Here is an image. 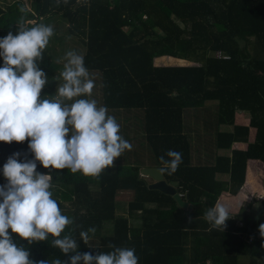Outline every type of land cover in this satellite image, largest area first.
Returning <instances> with one entry per match:
<instances>
[{
    "label": "trees",
    "instance_id": "obj_1",
    "mask_svg": "<svg viewBox=\"0 0 264 264\" xmlns=\"http://www.w3.org/2000/svg\"><path fill=\"white\" fill-rule=\"evenodd\" d=\"M21 8L19 1L0 4V19L6 18L0 26L7 27L0 30V38L15 35L17 25L26 20H34L33 26L47 18L63 21L67 35L81 45L85 67L99 73L101 106L141 110L151 165L163 167L159 158L168 159L170 149L182 153L177 171L162 174L190 209L149 189L138 165H113L93 178L69 169H45L37 162L38 172L51 174L50 191L62 214L74 220L61 236L71 234L81 253L93 255L112 251L109 244L134 248L138 264H264V237L258 234L264 201L255 215L246 212L251 204L242 206L223 230L204 219L223 192L236 195L242 188L249 158L264 164V0H33L32 12L24 8L22 13ZM161 57L191 64L156 65L154 60ZM38 65L43 70L41 61ZM43 93L50 96L49 90L42 89L41 97ZM206 102H216L217 126L232 127L215 131L217 149L246 143L250 128L254 141L248 150H232L230 157L191 165L184 112ZM237 111L249 113L247 126L234 123ZM16 152L21 160L33 158L27 140L0 142V185L7 183L3 165ZM217 174L228 178L218 180ZM123 191H131L132 199L126 216H119L116 197ZM105 223L111 224L110 230L101 234ZM91 227L96 231L89 233V240L97 238L96 244H84L79 233ZM12 235L35 264L68 260L51 246V238L28 244Z\"/></svg>",
    "mask_w": 264,
    "mask_h": 264
},
{
    "label": "clouds",
    "instance_id": "obj_2",
    "mask_svg": "<svg viewBox=\"0 0 264 264\" xmlns=\"http://www.w3.org/2000/svg\"><path fill=\"white\" fill-rule=\"evenodd\" d=\"M17 26L15 35L9 32L0 38V142L27 140L33 158L21 160V153L16 152L3 165L7 183L0 185V264H35L30 252L14 241L13 233L28 244L51 238V246L68 256L67 261L58 258L51 264H138L134 248L109 244L112 251L93 255L81 253L71 234L61 236L74 220L62 214L50 191L51 174L38 172L37 162L45 169H69L73 174L99 178L133 145L119 134L120 125L105 106H98L95 99L80 98L92 95L95 82L84 56L76 51L69 50L63 57V83L56 88L57 98L41 97L48 77L38 61L43 59L54 28L43 23ZM165 155L168 159L159 158L164 165L159 172L172 175L183 162L182 153L170 149ZM229 218V209L220 204L204 213L212 228L223 230ZM95 231L94 227L81 231L80 240L87 244L89 233ZM259 231L264 237V224Z\"/></svg>",
    "mask_w": 264,
    "mask_h": 264
},
{
    "label": "rangeland",
    "instance_id": "obj_3",
    "mask_svg": "<svg viewBox=\"0 0 264 264\" xmlns=\"http://www.w3.org/2000/svg\"><path fill=\"white\" fill-rule=\"evenodd\" d=\"M31 1L33 2V0H27L26 2L24 0L22 2L23 7L25 8L24 5L26 3V5L30 8ZM4 20H6L5 17L0 19V25L1 24L3 25ZM34 22H35L34 20H31L30 22L28 21L24 22V24L25 26H28V24L33 25ZM40 23H43L45 25H51L54 28V33H55L54 36L50 38L49 44L44 50L43 59L41 60V66L44 72L46 73V76L48 77V83L45 85L43 89L52 91V94L54 95L56 94L55 92L57 86L63 83V80L60 77V73L63 70L64 63L66 62L63 59L65 53L69 50H74L80 54V52H82V49L78 41L76 43L75 38L67 35V33L65 32V28H64L65 26L63 21L58 22L57 20L55 21L52 18H47L44 20V22H40ZM0 30L7 31V27L0 26ZM17 31L18 30H15L16 33ZM249 48L251 50V46ZM162 58L165 57H161L154 60L155 64L156 65H190L191 64V62L189 61L176 60V59H174V61L162 63L161 60H165ZM96 74L99 75L98 72H96ZM43 97L48 99L52 98L50 96L48 97L46 93H43ZM56 98L53 96L52 99H56ZM80 98H86V97H80ZM186 113H190V117L187 114V118H186L185 116ZM215 114H216V102H206L200 108L185 110L184 119H183L185 126L184 132L188 136L191 142V153L193 154V156L196 153L201 154L202 152L208 150L209 147L213 145L212 136L215 133V131L219 129L221 130V128L224 127L223 125H219V126L216 125L214 120ZM132 124L135 127L142 129V118L135 117L132 121ZM222 130H226V128L224 127ZM138 134L136 138L138 137ZM203 138L206 139L205 142L202 140ZM137 145L139 146L138 147L139 156H135L132 158V161H134L133 165L144 166L145 164L146 165L150 164L151 153L143 137L142 140L137 141ZM206 145L207 147H205ZM133 151H135L134 148ZM117 160L124 161V157H122V159H117ZM128 160L129 159H127V161ZM131 199H132L131 191H123L118 193L116 197V201H117V209L115 212L116 215L126 216L125 212L127 208V203ZM110 227H111L110 223H105L104 229L102 230L101 234L106 233L108 230H110ZM96 240L97 238L90 239L89 244L91 245L96 244Z\"/></svg>",
    "mask_w": 264,
    "mask_h": 264
},
{
    "label": "crops",
    "instance_id": "obj_4",
    "mask_svg": "<svg viewBox=\"0 0 264 264\" xmlns=\"http://www.w3.org/2000/svg\"><path fill=\"white\" fill-rule=\"evenodd\" d=\"M15 1H19L22 3L24 0H0V4L1 6H7ZM26 1L27 0H25V2ZM30 3H31L30 8L26 5V3L24 6L27 10L32 12V1ZM26 21L30 22L31 20H26ZM31 26L33 25L28 24V27ZM162 59H165V60H161L162 63L174 61V58L165 57ZM90 76L91 78H93L95 82V87L93 89L92 95L86 98L87 99L94 98L97 101L98 106H101L100 92H99V86H100L99 75L96 74V72H91ZM53 96L55 98L57 97L56 94L53 95L52 91H50V97L53 98ZM108 114L116 118L117 122L120 125L119 134L125 140L129 141L132 145H134L133 148L135 150L133 151V148L131 151L126 150L121 155V157L117 158V159H122V157H124V161H119L116 159L114 160L113 165H133L134 161H132V158L135 156H139V152H138L139 146L137 145V141L142 140L143 136H142V129L135 127L132 124V121L135 117L142 118V112L141 110H108ZM234 123L236 125L247 126L249 123V113L246 111H237L234 116ZM223 126L226 128V130H222L224 128L223 127L221 128V130L220 129L218 130L219 132H229L232 130V127L230 126H225V125ZM137 134L138 137L136 138ZM254 136H255V130L253 128H250L248 133V141L246 143H242V142L233 143L230 149H217L214 143L212 142L213 145H211L208 150L202 152L201 154L196 153L193 156V154L190 153V163L191 165L211 164L213 163L215 157L217 156L230 157L232 150H248L253 145ZM202 140L205 142L206 139L203 138ZM190 146H191V142H190ZM205 147H207V145ZM127 159L129 160L127 161ZM148 167H155V166H152L150 162V164L147 165L145 164L144 166H140V169L148 168ZM144 178L148 184H151L153 182L148 177H144ZM216 178L218 180H227L228 176L217 174ZM261 201H264V164L258 159L249 158L246 163L245 181L242 188L239 190V192L236 195H230L227 192H223L218 197L215 205L220 204L227 207L229 209V216L235 218L237 216L239 209L245 204H251V207L246 209L247 214L252 213L255 215L259 211V207H260L259 205ZM238 226H241V222H238Z\"/></svg>",
    "mask_w": 264,
    "mask_h": 264
},
{
    "label": "water",
    "instance_id": "obj_5",
    "mask_svg": "<svg viewBox=\"0 0 264 264\" xmlns=\"http://www.w3.org/2000/svg\"><path fill=\"white\" fill-rule=\"evenodd\" d=\"M159 167H148L140 169L141 176L150 178L153 182L148 185L149 189L160 191L163 194L172 196L177 206L185 209H190L191 206L187 204L176 192L175 188L167 184L163 178V174L159 172Z\"/></svg>",
    "mask_w": 264,
    "mask_h": 264
},
{
    "label": "built area",
    "instance_id": "obj_6",
    "mask_svg": "<svg viewBox=\"0 0 264 264\" xmlns=\"http://www.w3.org/2000/svg\"><path fill=\"white\" fill-rule=\"evenodd\" d=\"M215 56H216V57H221V55H220L219 52H216V53H215ZM222 58H226V57H222ZM179 196L182 197L181 194H179ZM263 224H264V223H263ZM258 234L260 235V231L258 232ZM250 240H251V238L249 239V241H250ZM205 264H213V263H211L210 261L207 260V261L205 262Z\"/></svg>",
    "mask_w": 264,
    "mask_h": 264
}]
</instances>
